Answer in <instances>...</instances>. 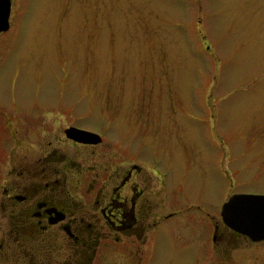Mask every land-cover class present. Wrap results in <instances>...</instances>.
<instances>
[{"label": "rangeland", "instance_id": "374dc122", "mask_svg": "<svg viewBox=\"0 0 264 264\" xmlns=\"http://www.w3.org/2000/svg\"><path fill=\"white\" fill-rule=\"evenodd\" d=\"M28 110L89 120L101 144H143L166 169L175 225L203 220L211 264L251 263L244 238L228 261L211 238L228 197L264 195V0H13L0 144L38 137L39 124L13 132Z\"/></svg>", "mask_w": 264, "mask_h": 264}, {"label": "flooded vegetation", "instance_id": "af4514ba", "mask_svg": "<svg viewBox=\"0 0 264 264\" xmlns=\"http://www.w3.org/2000/svg\"><path fill=\"white\" fill-rule=\"evenodd\" d=\"M12 6L10 0V15ZM28 111L12 131L39 124L38 137L25 132L0 144V264H172L176 256L180 264L212 263L203 220L175 225V197L158 155L143 158V144L73 139L68 127L97 133L91 121L65 125L58 111L47 110L33 120ZM221 223L211 238L218 258L230 260L242 237L248 262L264 264V239ZM177 229L185 234L182 256L173 253L181 245ZM161 245L170 252H158Z\"/></svg>", "mask_w": 264, "mask_h": 264}, {"label": "water", "instance_id": "95a60500", "mask_svg": "<svg viewBox=\"0 0 264 264\" xmlns=\"http://www.w3.org/2000/svg\"><path fill=\"white\" fill-rule=\"evenodd\" d=\"M9 15L10 0H0V32L9 28ZM66 134L76 140H101L98 133L76 127H68ZM220 215L233 230L255 241L264 239V195L233 194L222 204Z\"/></svg>", "mask_w": 264, "mask_h": 264}]
</instances>
